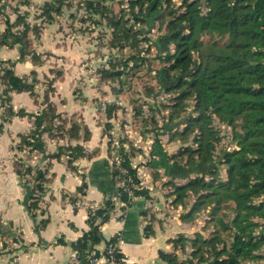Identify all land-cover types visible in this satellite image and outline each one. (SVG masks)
<instances>
[{"label":"trees","instance_id":"obj_1","mask_svg":"<svg viewBox=\"0 0 264 264\" xmlns=\"http://www.w3.org/2000/svg\"><path fill=\"white\" fill-rule=\"evenodd\" d=\"M80 3L88 20L110 31L109 47L116 52L102 66L100 75L104 81L119 82L121 89H112L116 95L133 91L137 78L154 72L151 79L156 84L142 86L143 95L149 100L136 105L135 117L143 116L144 105L152 110H168V120H163L161 129L169 134L171 141H180L182 148L177 155L169 157L161 147L155 146L153 154L158 159L151 158L149 169L155 179L160 178L161 169L171 178L165 186H170L173 192L167 197H174L171 202L174 208L188 209L181 216L183 220L194 221L197 215L207 213L203 230L210 231L209 235L205 238L198 233L193 239L180 235L170 241L174 247L172 253L160 252L161 260L167 264L264 261V0H82ZM66 5L68 0L47 2L43 15L51 22L55 18L52 12L60 15ZM16 21L11 23L7 19L6 30L0 34V49L17 46L19 61H24L28 55L36 56L31 35L38 33L39 28L22 16ZM156 23L165 25V31L157 38L149 37ZM16 26L23 28L15 31ZM143 42L149 44L147 50L141 49ZM152 49L157 52L154 59L145 56ZM156 59L163 64L160 68L153 64ZM2 73L5 94L9 91L33 94L34 86L28 79L10 68H4ZM53 82L49 83L45 108L39 114H29L24 109L16 113L11 106L8 108L9 118L34 119L29 132L20 136L16 148L28 154L26 159L16 156V166L23 184L30 187L27 209L33 218L46 213L40 207V196L52 175V160L67 155L68 166L75 170V160L87 156L80 144L58 146L56 153L48 154L45 136L58 141L68 137L85 143L92 134L87 126L63 118L58 112L49 95L54 91ZM158 93L168 95L167 104H156L154 98ZM119 109L116 102L103 106L99 103L101 117L97 125L108 137L112 179L116 185L120 181L125 183V188H118L124 217L135 198L153 202L154 197L150 189L143 187L132 165L135 148L128 149L113 136V120ZM224 127L230 129L229 134L221 136ZM229 135L228 145L217 152L221 140ZM116 142L118 163L113 154ZM34 153L42 155L44 166L30 163ZM224 169L226 177L222 176ZM191 175L196 176L191 178ZM178 179L187 181L177 184ZM86 188L83 177L77 194H83ZM114 209L113 198L99 208H90L89 230L72 244L81 264H91L102 255L109 258L107 248L111 245L115 247L117 260L124 257L118 247L119 237L107 242L103 253L97 249L103 241L100 227L109 221ZM143 213L154 215L153 207ZM42 222L46 224L48 219ZM153 232L151 225L145 226V235ZM0 240V253L18 242L11 225L0 227ZM178 252L187 254L188 258L183 259Z\"/></svg>","mask_w":264,"mask_h":264},{"label":"crops","instance_id":"obj_2","mask_svg":"<svg viewBox=\"0 0 264 264\" xmlns=\"http://www.w3.org/2000/svg\"><path fill=\"white\" fill-rule=\"evenodd\" d=\"M69 75L64 73L65 80L57 83L56 93L51 99L63 118L73 117L75 120L77 116L79 121L76 122L87 126L92 133L91 138L83 143L82 140H70L68 137L58 141L45 136L46 150L48 154H52L58 151V146L80 144L87 156L75 160L73 163L75 170L68 166L67 155L52 160L50 167L52 175L49 176L50 180L46 184L45 193L40 196V207L45 209L46 213L38 214L37 218H33L27 209L30 187L25 186L20 178L8 169L6 172L9 173L8 182L0 180V227L7 228L11 225L12 230L17 234L18 242L11 243L6 251L0 253V264H71L70 259L75 252L72 244L89 230L90 208L103 206L109 198H113L115 209L109 221L100 227L103 241L97 249L103 253L107 242L119 237L118 247L127 264H167L161 260L160 252L174 251L171 240L180 235L193 239L198 233L206 238L210 233L203 230L207 213L197 215L194 221L183 220L181 216L186 214L188 209L172 206L175 212L177 210L182 212L175 215L173 212L168 215L164 211L166 214H163L164 200L160 202L157 199L163 192H157L151 187L147 188L150 189L155 201L149 202L144 198H135L124 217L120 215L122 212L118 200L119 187L111 176L107 136L104 135L102 127L97 125L95 110L90 103L75 101L74 94L63 92L70 89ZM15 95L26 96L25 93ZM14 99H16L15 96ZM32 105L29 108L24 107L25 111L28 113L41 111L38 106ZM16 119L22 133H27L33 125L32 121L26 117ZM16 119L13 118L12 121ZM97 141H99L98 144H96ZM150 156L156 159V155ZM31 160L32 165L42 167L46 164L40 153H34ZM225 170L222 171L223 177H226ZM160 173L163 179L170 178L164 174L163 169ZM195 176L191 175V178ZM83 177H85L87 188L83 194H77V188L83 183ZM151 207H154V215L150 213L143 215V212ZM156 207L161 208V211L157 213ZM45 219H48V223L43 224L42 221ZM146 225H151L154 230L150 236L145 235ZM1 246L2 243L0 248ZM178 254L183 259L188 258L187 254L183 255L180 252ZM257 263L263 264L264 261Z\"/></svg>","mask_w":264,"mask_h":264},{"label":"rangeland","instance_id":"obj_3","mask_svg":"<svg viewBox=\"0 0 264 264\" xmlns=\"http://www.w3.org/2000/svg\"><path fill=\"white\" fill-rule=\"evenodd\" d=\"M81 1L68 0V6L66 5L63 8L62 14L57 15L56 12H52V16L55 18L48 22L47 17L43 15V11L45 10V4L52 2V0H0V34L6 30L7 19L11 23L17 22L16 20L19 16L26 18L29 24L39 28L38 33L31 35L35 57L32 54L28 55L24 61H19L20 53L17 46L14 48L2 47L0 49V61H2V65H0V180L3 179L4 182H8L9 173L6 172L10 169L22 181L23 179H21L17 171L16 156L26 159L25 157L28 155L26 151L21 153L16 149L20 145V136L29 132L22 133L16 119L24 117L13 116L9 118L8 108L11 106L14 112L17 113L24 107L29 108L33 104V107L38 106L42 111L45 108V95L50 89L49 86L51 84L49 83L54 81V91L49 94L50 98H52L56 93L57 83L65 80L63 77L64 73H69L70 89L63 90V92L74 94L75 101H82L85 104L90 103L95 110L96 121L101 117L98 110L99 103L103 106L107 102H116L120 106V109L116 112V118L113 120V127L115 128L114 138L117 141H122L125 146H128V149L129 147L130 149L132 147L135 148L132 165L137 169L138 177L143 187H151L157 192H163L159 198L157 197L160 202L164 200L163 214H166L165 212L168 215L173 212L174 215L178 214V212L182 211L177 210L175 212L174 208H172L171 202L174 197H167L169 193L173 192L170 186H165L171 179H163L162 175H160L159 179H155L154 173L149 169L150 155L153 154L155 146L161 147L169 157L177 155L182 148L180 141H171L169 134L161 129L163 120L165 118L166 121L168 120V110L163 108L152 110L144 105L145 112L143 116L136 118L134 113L136 105H143L145 100H149L144 97L142 86L145 84H156V81L151 79L154 76V72H151L150 76L145 75L142 78H137L132 85L133 91L116 95L112 89H121L119 82L104 81L100 75L102 66L116 52L109 47L110 31L103 26L97 27L95 23L93 24L92 21L87 19L86 12L80 7ZM127 6L126 2L124 7L127 8ZM22 28L23 26H16L14 30H21ZM164 31L165 25L161 26L160 23H156L148 36L157 38ZM148 46L149 44L143 42L141 49L147 50ZM145 56L154 59L157 56V52L152 49L151 53ZM153 64L157 68L163 65L160 59L154 60ZM4 68L13 69L18 76L28 79L34 86L33 94L13 91L5 94V85L2 78ZM127 90L125 89V91ZM157 92L158 89L153 91L152 95ZM20 93H25L26 96L15 95ZM14 96L16 99H14ZM154 101L157 105L167 104L168 95L158 93ZM149 102H153V100ZM41 111L37 113L29 112V114L35 115ZM13 118L16 119L14 122L12 121ZM26 118L34 123V119ZM74 121H79V118L75 116ZM215 123L218 126L217 121ZM223 129L221 136L229 134L230 129L228 127ZM230 137L229 135V137H224L221 140L217 147V152H220L228 145ZM113 147V154L118 155V142L114 143ZM156 159H158V155H156ZM182 160L184 159L182 158L180 161ZM29 161L31 163L32 160L30 159ZM25 178H28L29 183L32 184L31 177L27 176ZM175 182L184 184V181L179 179L175 180ZM156 210L158 213L161 208L156 207ZM0 243L2 242L0 241Z\"/></svg>","mask_w":264,"mask_h":264},{"label":"built area","instance_id":"obj_4","mask_svg":"<svg viewBox=\"0 0 264 264\" xmlns=\"http://www.w3.org/2000/svg\"><path fill=\"white\" fill-rule=\"evenodd\" d=\"M114 161L117 162V163L119 161L118 155H116V154H114ZM124 184H125L124 182L120 181L118 183V187L125 188V185ZM129 195L132 196V193H129ZM112 213L113 212H111V214ZM107 254L109 255V258L107 256H105V255H102L99 258L93 259L92 262H91V264H127L124 257H121L118 260L115 258V256H114V254H115V247L113 245H111V246H109L107 248ZM70 263L71 264H80L81 263V261H80V255L77 252H74L73 253L72 258L70 259Z\"/></svg>","mask_w":264,"mask_h":264}]
</instances>
